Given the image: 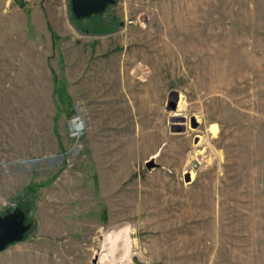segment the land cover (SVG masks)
<instances>
[{
  "label": "rangeland",
  "instance_id": "obj_1",
  "mask_svg": "<svg viewBox=\"0 0 264 264\" xmlns=\"http://www.w3.org/2000/svg\"><path fill=\"white\" fill-rule=\"evenodd\" d=\"M16 208L0 264H264V0H0Z\"/></svg>",
  "mask_w": 264,
  "mask_h": 264
},
{
  "label": "water",
  "instance_id": "obj_2",
  "mask_svg": "<svg viewBox=\"0 0 264 264\" xmlns=\"http://www.w3.org/2000/svg\"><path fill=\"white\" fill-rule=\"evenodd\" d=\"M114 2L115 0H70V6L73 16L81 19L102 15L107 7ZM28 228L26 215L20 208H16L8 214H0V251L8 245L22 240ZM134 261L141 263L135 257Z\"/></svg>",
  "mask_w": 264,
  "mask_h": 264
},
{
  "label": "bare ground",
  "instance_id": "obj_3",
  "mask_svg": "<svg viewBox=\"0 0 264 264\" xmlns=\"http://www.w3.org/2000/svg\"><path fill=\"white\" fill-rule=\"evenodd\" d=\"M180 5H181V3H180ZM194 7V6H193ZM204 7V6H203ZM189 10L191 9V7L190 6H188L187 7ZM190 12H192V15H193V12H195V11H190ZM189 13V12H188ZM197 13V12H196ZM180 15V14H179ZM189 15H190V13H189ZM191 15V16H192ZM193 17V16H192ZM200 17V16H199ZM177 19H178V17H177ZM184 19V18H183ZM182 19V20H183ZM175 21V20H174ZM179 22V21H178ZM190 24H191V22H189ZM182 24V23H181ZM182 25H184V24H182ZM189 27V26H188ZM182 28V27H181ZM184 28H185V26H184ZM215 130H216V128L213 126L212 127V132H215ZM112 237H114L113 239H114V241H113V247H115V249H113V251L114 252H116L117 250L119 251V249H117V248H121V247H123V249L124 248H127V247H129V243H130V241H129V238H130V236L128 235V233L126 232V229L124 228V229H121V230H119V231H115V230H111L110 232H109V234H108V236H107V238H109V239H111ZM118 239H119V242H118Z\"/></svg>",
  "mask_w": 264,
  "mask_h": 264
}]
</instances>
